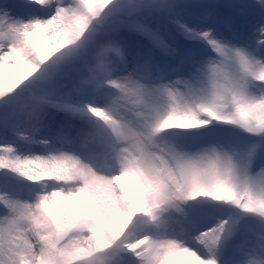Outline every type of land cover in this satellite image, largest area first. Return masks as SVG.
Instances as JSON below:
<instances>
[{
	"label": "snow or ice",
	"instance_id": "snow-or-ice-1",
	"mask_svg": "<svg viewBox=\"0 0 264 264\" xmlns=\"http://www.w3.org/2000/svg\"><path fill=\"white\" fill-rule=\"evenodd\" d=\"M180 257L264 264V0H0V264Z\"/></svg>",
	"mask_w": 264,
	"mask_h": 264
},
{
	"label": "rangeland",
	"instance_id": "rangeland-1",
	"mask_svg": "<svg viewBox=\"0 0 264 264\" xmlns=\"http://www.w3.org/2000/svg\"><path fill=\"white\" fill-rule=\"evenodd\" d=\"M13 2H17L18 3L19 0H13ZM219 2H221V3H227V2H229V0H219ZM248 2H250V0H248ZM224 19L225 20H229L230 19V14H229V12L227 10H224ZM132 40L134 42H136V43L141 44V45H146V41H144L143 38H141L139 36H133L132 37ZM182 259H183V257L178 258L177 264H179V260H182Z\"/></svg>",
	"mask_w": 264,
	"mask_h": 264
}]
</instances>
